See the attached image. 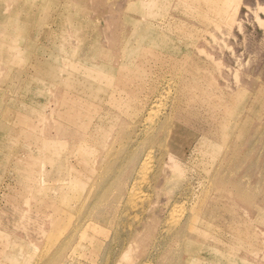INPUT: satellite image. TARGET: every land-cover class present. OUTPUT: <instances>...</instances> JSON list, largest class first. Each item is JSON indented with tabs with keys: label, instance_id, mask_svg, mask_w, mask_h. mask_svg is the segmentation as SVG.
I'll use <instances>...</instances> for the list:
<instances>
[{
	"label": "rangeland",
	"instance_id": "1",
	"mask_svg": "<svg viewBox=\"0 0 264 264\" xmlns=\"http://www.w3.org/2000/svg\"><path fill=\"white\" fill-rule=\"evenodd\" d=\"M0 27V264L79 225L70 264H264V0H0Z\"/></svg>",
	"mask_w": 264,
	"mask_h": 264
},
{
	"label": "bare ground",
	"instance_id": "2",
	"mask_svg": "<svg viewBox=\"0 0 264 264\" xmlns=\"http://www.w3.org/2000/svg\"><path fill=\"white\" fill-rule=\"evenodd\" d=\"M15 13V12H14ZM33 13V12H32ZM11 15V14H10ZM15 16V15H14ZM11 17V16H10ZM9 18V17H8ZM19 19V18H18ZM20 22V21H19ZM11 23V22H10ZM71 23H73V22H71ZM61 24V23H60ZM92 24H95V23H92ZM75 25V24H74ZM11 26V25H10ZM92 26V25H91ZM68 27V26H67ZM74 27V26H73ZM80 27H81V25H80ZM79 26H78V28H80ZM1 29H2V27H0ZM86 28V27H85ZM87 29V28H86ZM8 30H9V28H8ZM60 30V29H59ZM10 31V30H9ZM83 31V30H82ZM82 33V32H81ZM83 33H84V31H83ZM79 34V33H78ZM87 34V33H86ZM85 34V35H86ZM84 36V35H83ZM79 37V36H78ZM80 41H82V40H80ZM86 41H87V39H86ZM83 42V41H82ZM89 42V41H88ZM34 43V42H33ZM91 43H92V41H91ZM126 43V42H125ZM94 44V43H93ZM89 45V44H88ZM29 46V45H28ZM27 46V47H28ZM90 46V45H89ZM80 47H81V45H80ZM22 48H24V47H22ZM31 48H32V46H31ZM93 48H95V47H93ZM25 49V48H24ZM56 49V48H55ZM67 49V48H66ZM90 49V48H89ZM173 49V48H172ZM28 50H30V47L28 48ZM81 50V49H80ZM91 50V49H90ZM98 51H99V49H98ZM66 52V51H65ZM81 52L82 51H80V55H81ZM18 53H21V52H18ZM25 53V52H24ZM63 53V52H62ZM97 53H99V52H97ZM110 54V53H109ZM0 55L1 56H5L4 58H7V56H8V61H11L9 64H13V65H15V64H18L17 62H19V60H20V57L21 56H15L14 54H11V53H9L8 52V50H7V48L5 49V52H4V49H2L1 51H0ZM87 55V54H86ZM109 56V55H108ZM112 56V55H111ZM68 57H69V55H68ZM85 57V56H84ZM3 58V57H2ZM90 58V57H89ZM89 58H86V59H89ZM93 58V57H92ZM85 59V58H84ZM65 61H66V59H64ZM91 60V59H90ZM83 61V60H82ZM69 62V61H68ZM86 63V62H85ZM59 64V63H58ZM65 64H66V62H65ZM64 64V65H65ZM69 63H67V65H68ZM87 64V63H86ZM72 65V64H71ZM74 65V64H73ZM80 65H82V63H80ZM63 66V65H62ZM79 66V65H78ZM92 67V66H91ZM71 69V68H70ZM99 69H100V67H99ZM53 70V69H52ZM89 70H90V73H89ZM75 71V70H74ZM15 72V71H14ZM13 72V73H14ZM17 72V71H16ZM22 72V71H21ZM40 72H41V75H42V70H40ZM54 73H55V78L57 77V71H55L54 70ZM75 73V72H74ZM86 74H89V75H95L96 74V72H95V70H94V68H90V69H88L86 72H85ZM28 74V73H27ZM17 75V74H16ZM22 75V74H21ZM33 75V74H32ZM36 76V75H35ZM14 77H16L15 76V73H14ZM72 78V77H71ZM41 83V82H40ZM43 83V82H42ZM97 83V82H96ZM92 84H95L94 82H92ZM64 85V84H63ZM78 85V83L76 82V81H71L69 84H67V85H65L66 87H68V88H71V89H75V90H79V91H87L86 89H90V88H86V86L85 85H82L81 87H78L77 86ZM79 86H80V84H79ZM64 89V88H63ZM90 90H93L92 88L90 89ZM54 117V116H53ZM8 130V129H7ZM49 144V142H46L44 145H45V147L47 146ZM48 149H50V147L49 146H47V150ZM236 189V188H235ZM237 190V189H236ZM240 192V191H239ZM130 197H131V194H130ZM130 200V199H129ZM128 200V201H129ZM119 205V204H118ZM129 205V204H128ZM115 213V212H114ZM108 214V213H107ZM110 214V213H109ZM111 215H112V213H111ZM191 215H193V214H191ZM113 218V217H112ZM189 218V217H188ZM107 220V219H106ZM184 220H186V218L184 219ZM183 220V221H184ZM180 222H182V221H180ZM108 223H110L109 221H108ZM187 223H189V222H187ZM182 224H184V223H182ZM80 226H83V225H79V226H77L76 228H75V230H74V234L73 235H71L70 237H69V239L67 240V242H65V243H63L62 245H61V247L54 253V255L49 259V261L48 262H46L45 264H70V262H64V260H65V258H66V255H65V251L68 249V247L70 246V243H71V241H74L73 239H74V237H76V231L79 229V227ZM172 226V225H171ZM172 228V227H171ZM82 229V228H81ZM96 229V228H95ZM178 229V228H177ZM100 230V229H99ZM172 230H173V228H172ZM104 231V230H103ZM174 231H176V229L174 228V230L171 232V231H169V232H171V233H174ZM80 232V231H79ZM83 232V231H82ZM179 232V231H178ZM86 233H88V232H86ZM186 233V232H185ZM81 234V233H80ZM84 234V233H83ZM175 234V233H174ZM86 235V234H85ZM173 236V235H172ZM85 237V236H84ZM90 239L91 238H93V237H89ZM170 239V238H169ZM125 240V239H124ZM167 243H169V241L167 242ZM91 244V243H90ZM116 244L117 243H115L114 245L116 246ZM113 245V247H115ZM180 245V244H179ZM160 246V245H159ZM87 247V246H86ZM75 250V249H74ZM73 250V251H74ZM69 252V251H68ZM72 252V251H71ZM80 253V252H79ZM78 253V254H79ZM75 254V253H74ZM114 254V253H113ZM81 255V254H80ZM88 255V254H87ZM86 255V256H87ZM107 256V255H106ZM75 257V256H74ZM79 257V256H78ZM108 257H109V255H108ZM112 257V256H111ZM72 258H73V255H72ZM80 258H81V256H80ZM64 259V260H63ZM78 259V258H77ZM151 259V258H150ZM69 260V259H68ZM72 260V259H71ZM76 260V259H75ZM110 260V259H109ZM150 261V260H149ZM73 262V261H72ZM78 262V261H77ZM80 262V261H79ZM77 264V263H76ZM79 264H81V263H79ZM83 264H85V263H83ZM106 264H109V263H106ZM213 264V263H212Z\"/></svg>",
	"mask_w": 264,
	"mask_h": 264
}]
</instances>
